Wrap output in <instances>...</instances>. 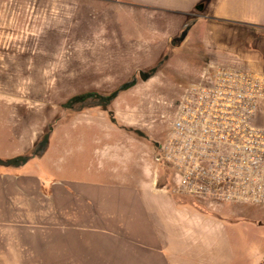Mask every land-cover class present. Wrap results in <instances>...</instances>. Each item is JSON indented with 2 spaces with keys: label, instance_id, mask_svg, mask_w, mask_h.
Returning a JSON list of instances; mask_svg holds the SVG:
<instances>
[{
  "label": "crops",
  "instance_id": "0c3cea01",
  "mask_svg": "<svg viewBox=\"0 0 264 264\" xmlns=\"http://www.w3.org/2000/svg\"><path fill=\"white\" fill-rule=\"evenodd\" d=\"M88 6L115 17L102 22L93 14L83 24L77 14ZM191 19L214 30L264 29V0H0V45L17 52L70 46L69 54H43L40 78L65 71L73 51L84 60L86 46L117 44L119 61L133 63L126 78L111 74L74 92L110 94L136 79L107 107L51 110L22 130L15 151L0 156L29 153L53 126L43 156L0 166V264H208L234 215L245 217L237 222L251 229L247 238L264 235L255 229L264 225L263 207L216 206L205 214L160 186L164 172L154 163L155 147L167 135L160 126L172 112L160 119L157 104L176 98L167 97L164 86L170 58L147 80L140 73L156 67L173 44L188 41L178 39ZM211 53L219 64L264 72L249 58ZM18 72L11 76L26 75ZM254 264H264L263 243Z\"/></svg>",
  "mask_w": 264,
  "mask_h": 264
},
{
  "label": "rangeland",
  "instance_id": "374dc122",
  "mask_svg": "<svg viewBox=\"0 0 264 264\" xmlns=\"http://www.w3.org/2000/svg\"><path fill=\"white\" fill-rule=\"evenodd\" d=\"M90 8L91 6H88V9L84 8L77 14L83 24H86L90 20V16L93 17V14H95L93 19L98 16V13H95L96 11L90 12ZM106 11L107 9L100 13L98 21H111V15L115 17L114 12H110V17H108V11ZM191 21L193 20L191 19L187 23ZM193 26L194 24L188 31L185 39L187 36L189 39L183 46L180 47L179 43L176 42L161 57V60L170 58L164 75L166 96L176 98L171 101L164 99L157 104L159 110L157 116L160 119H166V113L169 111L173 115L174 108L170 104H173L188 87L200 80L202 72L208 68V65L219 64L217 59H215L218 56L213 57L211 49H216L217 53L219 52L222 57L227 54H237L242 58H249L264 68V29L246 30L244 28L225 26L214 30L206 23ZM22 48H27V50L17 52L15 47L0 45V156H5L15 151L16 144L20 140L19 134L28 125L43 121L40 120L44 117L43 115L50 113L53 109L59 113L61 104L77 94L74 92L75 90L85 85L107 81L109 80L107 77L115 73H118L120 77L118 80H122L126 78L133 65L132 62L119 61V56L115 54V50L121 48V46L117 44H94L86 46L87 49L83 55L84 60H81V58L79 59L80 61L76 60V54L79 52L74 53L73 51L71 56L74 55L75 57H73L71 65L65 71H58L55 77L40 78V72L44 69L40 62L44 64V60L41 61L39 59L43 57V54H51L53 50L56 51V55L60 54V52L69 54L70 46L38 47L30 45ZM213 60H216V62L214 61L213 63ZM46 63L48 62L46 61ZM18 70L22 72H18ZM16 71L18 73H26V75L24 77L11 76ZM57 117L56 120L58 119ZM171 118L169 119L171 120ZM170 120L164 121L163 125L160 126L161 130L164 131L167 128L166 133L169 130ZM53 123L51 122L50 124ZM76 127L77 124L74 129ZM161 141H157L156 151ZM160 168L164 172L162 174V185L160 186L168 191L171 187L169 174L162 167ZM176 196L183 206H191L205 214L212 211L211 209H215L216 206H231V209H239L240 206L264 208V205H251L241 202L230 204L212 203L205 198L194 199L192 197ZM247 214L252 216L255 213ZM234 216H236L234 217L236 221L227 227L229 230L228 236L218 239L219 242L214 247L213 256L211 253L210 256L205 258L204 261L208 264H254L257 254H260L261 244H264V235L254 237V239L251 236L247 238L244 232L251 229L246 226V223L242 222L239 224L237 222L240 219H245V217H241L243 215ZM220 218L218 217V219ZM246 218L249 219V217ZM259 227L255 226V229L262 228L261 230L264 231V225ZM248 234H250L249 231Z\"/></svg>",
  "mask_w": 264,
  "mask_h": 264
},
{
  "label": "built area",
  "instance_id": "2783aa9c",
  "mask_svg": "<svg viewBox=\"0 0 264 264\" xmlns=\"http://www.w3.org/2000/svg\"><path fill=\"white\" fill-rule=\"evenodd\" d=\"M154 163L171 194L264 205V72L208 65L176 99Z\"/></svg>",
  "mask_w": 264,
  "mask_h": 264
},
{
  "label": "trees",
  "instance_id": "16d2710c",
  "mask_svg": "<svg viewBox=\"0 0 264 264\" xmlns=\"http://www.w3.org/2000/svg\"><path fill=\"white\" fill-rule=\"evenodd\" d=\"M194 24V21H191L186 24L185 29L179 38V40L185 39L188 31L190 30L191 26ZM165 63V59L157 64L156 67L152 68L148 71L147 77L153 75L157 72V70ZM136 82V79H133L129 82H126L119 86L115 91L110 94H102L98 92H85L79 93L74 96L68 98L64 103L61 104V108L68 111L73 112H81L88 108L93 107H107L109 106L115 98L124 90H127L131 86H133ZM53 131V126H50L47 132L42 135L39 141L35 144L33 149L24 155H20L10 159H1L0 158V166L6 167H19L27 163L29 160L35 157H41L47 151L49 146L50 136Z\"/></svg>",
  "mask_w": 264,
  "mask_h": 264
},
{
  "label": "water",
  "instance_id": "95a60500",
  "mask_svg": "<svg viewBox=\"0 0 264 264\" xmlns=\"http://www.w3.org/2000/svg\"><path fill=\"white\" fill-rule=\"evenodd\" d=\"M197 9L202 10V9H203V6L200 5V6L197 7ZM140 76H141V78H142L143 80H147V79H148L146 73H143V72H142V73H140Z\"/></svg>",
  "mask_w": 264,
  "mask_h": 264
}]
</instances>
